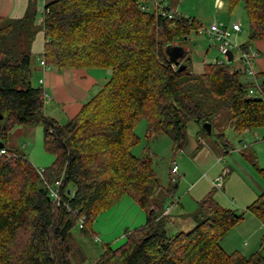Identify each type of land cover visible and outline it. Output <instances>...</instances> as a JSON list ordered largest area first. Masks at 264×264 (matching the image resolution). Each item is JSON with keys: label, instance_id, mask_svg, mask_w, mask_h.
Instances as JSON below:
<instances>
[{"label": "trees", "instance_id": "16d2710c", "mask_svg": "<svg viewBox=\"0 0 264 264\" xmlns=\"http://www.w3.org/2000/svg\"><path fill=\"white\" fill-rule=\"evenodd\" d=\"M240 1L249 28L248 41L240 46L247 50L251 41L264 38V0H227L229 10ZM149 3L46 0L37 25L30 0L22 18L0 17V138L14 125L39 124L43 147L55 158L39 174L26 155L0 141L6 151L0 154V264H71L73 228L94 236L96 216L125 195L144 211L145 221L124 229L121 245H103L94 264H264V244L249 257L220 244L246 213L264 224V190L238 211L218 204L212 189L190 214L194 226L169 235L163 204L172 189L162 186L149 156L131 152L142 119L147 136L169 135L174 155L187 143L189 121L209 122L212 132L214 118L228 111L236 133L264 126V101L248 94L239 68L213 61L195 73L187 51L176 62L169 60L166 46L184 43L201 24L184 15L169 18L152 5L148 10ZM39 30L46 65L111 71L63 124L45 115L41 88L31 82V44ZM257 76L264 89V74ZM216 136L224 139L222 131ZM259 171L264 179V169ZM58 179L59 205L47 186Z\"/></svg>", "mask_w": 264, "mask_h": 264}, {"label": "rangeland", "instance_id": "374dc122", "mask_svg": "<svg viewBox=\"0 0 264 264\" xmlns=\"http://www.w3.org/2000/svg\"><path fill=\"white\" fill-rule=\"evenodd\" d=\"M223 3L224 6L221 9L217 7L216 0H169L165 6L185 17L195 18L203 28L208 27L214 21H216V23H229L230 25L232 21L235 20L240 23L241 31L237 35L236 33L233 34L232 37L238 44L247 42L249 33L248 18L243 2H238L232 10H229L226 0H223ZM151 5L152 4L149 3L148 10H152ZM184 44L190 51V69L195 73H200L202 71L204 63L211 62L215 59L222 60L230 69L239 68L243 72V66L238 59L239 53L236 49L233 50L234 59L226 61L224 55L217 49V42H214V40L208 36L199 35L195 32H191L188 35ZM252 50L257 52L254 49ZM31 61L34 62L33 56L31 57ZM253 67L255 69L254 64ZM39 75L37 71L33 72L31 76L33 85H37V78ZM229 114L228 111L220 113L219 117H217L219 123L217 124L213 120L212 132L207 133L203 131L202 139L197 138L196 135L189 132L190 129H187L186 146L175 155L169 135L160 133L147 136V123L145 119L140 120L134 128V133L139 139L131 148L132 154L141 157L149 156L152 161V168L162 186L168 190L172 189V193L164 202L165 206L172 207V212L170 216L167 217L166 222V230L169 235L175 234L178 231H189L193 227L190 214L196 211L197 202L201 198L195 202L194 199L197 195L192 194V191L188 190H190L191 186L198 179H203V184H207V181H210L211 184L214 178L210 179L209 177L214 171H216V178L221 175L225 176L224 170L226 171L227 168L234 169L233 171L237 172L238 170L235 166V162H237L244 165L248 170H251L249 173L251 175H256L264 187V179L259 171L261 168H264V126L250 129L251 133H236L230 126H227L224 120ZM58 122L60 121L58 120ZM218 125L223 129L225 136L224 142H228L227 151L229 153L226 155L222 153V147L221 149L218 148V144L221 145L222 142V140L216 136L219 132ZM0 141L5 144L7 150L14 154L28 155L31 159L33 158L32 162L38 169L49 167L55 159L54 155L47 152L43 147L41 125H14L4 138H0ZM243 143L246 144V149H243ZM251 149L255 150L253 153L255 157L254 160H248L244 156L247 150L251 151ZM173 160L178 165V173L176 175L173 174L172 178L170 168ZM258 163L262 166H259ZM214 165H218V167L212 170V166ZM213 188L217 193L227 196V201L225 199L227 204L231 202V205H234L232 201H235V199L233 196H230V192L227 191L224 194L222 189L217 188L214 183L205 194ZM127 196L128 195H125L117 203L96 216L93 224L97 228L102 226L104 231H101V235L86 236L80 232L78 225L73 228V240L70 249L71 264H94L103 251V245L106 244L103 232L109 228H114L115 234L118 230L122 233L124 231L123 227L140 221H136L137 217L133 214L132 209L124 208L125 206L119 209L122 206V202L126 201L129 197ZM238 199L239 198L236 197V200ZM180 204H183L184 208H182ZM114 208H118V211H115ZM231 209H237L239 211L243 209V206L237 205L231 207ZM121 212L123 214H121ZM141 212V217L143 216V219H145V213L142 209ZM181 212L187 217L185 220H180L178 218L177 214ZM108 216L110 219L103 223V219ZM141 222L142 219L140 224ZM97 224L101 225L98 226ZM124 240L125 238L121 240V242L115 244L113 248L121 245ZM261 244H264V224L249 214L245 215V218L239 224L231 228L221 242L226 252L238 251L245 254L247 257L259 251ZM241 248L243 250H241Z\"/></svg>", "mask_w": 264, "mask_h": 264}, {"label": "crops", "instance_id": "0c3cea01", "mask_svg": "<svg viewBox=\"0 0 264 264\" xmlns=\"http://www.w3.org/2000/svg\"><path fill=\"white\" fill-rule=\"evenodd\" d=\"M29 1L30 0H0V17L7 18V19L22 18L26 13V10L29 5ZM168 1L169 0H163L165 4L168 3ZM216 1H217V7L219 9L223 8L224 6L223 0H216ZM45 3H46V0H33V9L35 10L34 22L37 25L41 23ZM214 22L216 23V21ZM233 22H236V21L234 20L232 21V23ZM217 24L229 26V23L225 24L223 22H220ZM239 33L240 32L236 33V35ZM174 45L182 46L184 51L188 52L189 57L191 59L190 51L189 49H187L184 43L177 42ZM249 48L250 50L254 49L258 52V56L255 58V61H254L256 72H258L259 74H264V38L253 40V42L251 41L249 44ZM43 49H44V33L42 30H39L36 33L34 40L32 41V44H31V52H32V56L34 57V62H32L33 63L32 69H33V72L37 71L38 74H40L39 77L37 78V83H38L39 78L44 79L45 91L47 92L49 96V99H47L44 102L45 115L55 119L57 122L59 120L60 122L58 123L63 124L64 122H67L70 118H72L79 111L81 105L85 101H87L94 93H96L98 89L108 80L111 71L110 69H104V68H65V69L60 70V69H57L53 65L42 66L40 65L39 62L42 58ZM215 60H212L211 62ZM219 115H217L214 118V122H216L217 124L219 123V119L217 118L219 117ZM229 117H230V114L224 119L226 121L227 126H230L228 125ZM34 125L36 126L39 124H34ZM186 127L187 129H190L189 132H192L194 135H196L197 138L202 139L203 128L201 124H198L195 121H189ZM230 127L232 128V126ZM219 131L223 132V129L221 126H219ZM247 132L251 133L250 130H245L244 132L240 134H244ZM224 140H225V136L221 142V145L218 144V148L221 149L222 147L221 149L222 153H224L223 152L224 147L228 148L227 147L228 142L227 141L224 142ZM255 146L256 145L254 144V147ZM246 148H247L246 144L243 143V149H246ZM254 152H255L254 149H251V151L247 150V153H245L244 155L245 158L248 160H254L255 159V157L253 156ZM228 153L229 152L227 151L224 153V155ZM26 157L35 166V164L32 162L33 158L31 159L28 155H26ZM258 165L260 166L261 164L258 163ZM235 166H236V169L238 170L237 172L233 171L234 169H231V168L226 169L228 171L226 172L224 176L223 184L221 187L224 194L225 192L229 191L230 196H233V198L235 199V201H232L234 205H231V202H229L230 204H227L226 203L227 196H223L220 193H217L214 188H213V191H214L213 197L216 200V202L220 204L221 206H224V207L227 206L231 208V207L238 205V206H243L244 208L245 206H247V204L251 203L264 190V187L256 175H253V174L251 175L249 173V171L251 170H248L241 163L235 162ZM216 167H218V165L212 166V170ZM261 169H264V168H261ZM215 174H216V171H214L213 174L209 178L210 179L214 178L213 180H215L216 179ZM213 180L211 184H210V181H207V184H203L202 181L204 180L198 179L191 186L190 190L188 191H192V194L197 195L196 197L194 196L195 202H197V200L202 198L204 194L212 187V184L214 183ZM236 197H238L239 199L236 200ZM162 198H164L163 195H161V199ZM165 199H164V202H165ZM127 200H126L127 203L126 201L122 202V206L119 209H122V207L124 206H125L124 208L132 209L133 214L137 217L136 221L137 220L141 221L142 219V222L144 223L145 219H143V216L141 217L142 215L141 209L138 208L136 203H134V201L130 197H128ZM180 206L184 208L183 204H180ZM117 209L118 208H114L115 211H118ZM163 210H164L163 211L164 214L170 216L172 212V207L171 206L168 207V206H165V204H163ZM121 214L123 213L121 212ZM247 214L252 215L250 213H246L245 215ZM177 216L180 220H185L187 218L182 212L177 214ZM108 217L103 219V223L106 220L110 219V217L109 218ZM140 221L137 223H133L132 225H129L127 227H123V228L130 229V228L137 227L142 224V222L140 224ZM97 225L100 226L101 224H97ZM92 226L95 232L94 236L101 235V231H104L102 226L98 228L95 227L94 224ZM193 226H194V222H193ZM103 234L106 240L105 241L106 244H108L111 248H113L115 244L121 242V240L124 239L123 232L120 233V231L118 230L115 234L114 228L107 229L105 232H103ZM241 250L243 249L241 248ZM243 255L245 256V254Z\"/></svg>", "mask_w": 264, "mask_h": 264}, {"label": "built area", "instance_id": "2783aa9c", "mask_svg": "<svg viewBox=\"0 0 264 264\" xmlns=\"http://www.w3.org/2000/svg\"><path fill=\"white\" fill-rule=\"evenodd\" d=\"M149 2L152 4L153 8H155L158 12H160L162 15H165L169 18H172L174 16H181L182 14H179L176 11H173L171 9L167 10V7L165 6V3L163 0H149ZM146 5L142 4L141 9H146ZM241 31V26L239 22H233L229 26L226 25H220L215 22H212L208 27L203 28L200 27L197 30V33L199 35H205L210 37L214 42H217V49L221 54L224 55L225 60L227 61V51L232 52V60L234 59L233 50L236 49L239 53V61L243 66V78L247 83H249L248 88V94L250 96H253L255 98H260L264 101V89L261 85V78L257 76V72L253 67L255 58L258 56V53L250 50L248 47L247 50H244L241 48L240 44L236 42V40L232 37L233 34L238 33ZM215 62H218L219 64L224 63L222 60L216 59ZM40 65L45 66V60L42 57L40 60ZM38 85L41 88V97L44 100V102L49 99V96L47 92L45 91V83L43 78H39ZM223 152H227L224 150ZM6 151L4 148H0V154H5ZM171 172L172 174L176 175L178 173V165L173 160L171 165ZM228 170H224V173L226 174ZM39 174L43 172V169H38ZM224 175H221L217 177L214 180V184L217 188H221L223 184ZM60 184L61 179L56 180L53 184H49L48 190H49V196L52 199L53 203H56L59 205L62 200L61 194H60ZM83 217L79 220V223L82 224Z\"/></svg>", "mask_w": 264, "mask_h": 264}, {"label": "water", "instance_id": "95a60500", "mask_svg": "<svg viewBox=\"0 0 264 264\" xmlns=\"http://www.w3.org/2000/svg\"><path fill=\"white\" fill-rule=\"evenodd\" d=\"M165 50H166V53L168 54L169 60L171 62H176L184 54V49L180 45L169 44L166 46ZM226 55H227V61H231L232 60V52L229 50V51H227ZM183 67H184V65H182V64L179 65L180 70ZM263 83H264V81H263ZM202 128L207 133L211 132V124L209 122H204L202 124ZM1 147H2V144L0 143V148Z\"/></svg>", "mask_w": 264, "mask_h": 264}]
</instances>
